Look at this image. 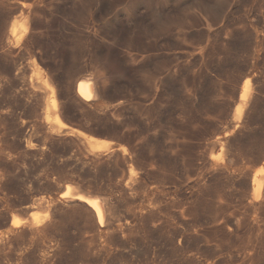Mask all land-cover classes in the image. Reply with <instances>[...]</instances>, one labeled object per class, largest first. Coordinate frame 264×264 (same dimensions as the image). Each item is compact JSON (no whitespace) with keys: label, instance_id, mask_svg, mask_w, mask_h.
Here are the masks:
<instances>
[{"label":"rangeland","instance_id":"rangeland-1","mask_svg":"<svg viewBox=\"0 0 264 264\" xmlns=\"http://www.w3.org/2000/svg\"><path fill=\"white\" fill-rule=\"evenodd\" d=\"M260 166L264 0H0V264H264Z\"/></svg>","mask_w":264,"mask_h":264},{"label":"bare ground","instance_id":"bare-ground-1","mask_svg":"<svg viewBox=\"0 0 264 264\" xmlns=\"http://www.w3.org/2000/svg\"><path fill=\"white\" fill-rule=\"evenodd\" d=\"M90 76V75H89ZM88 77V76H87ZM95 78V77H94ZM97 79V78H95ZM93 79L91 78H84L81 79L78 84H77V92L78 94L85 100H92L94 99L95 97H97L96 95H99L96 94V90H95V87L97 88V86H95L96 82H93L92 81ZM250 81L246 80L243 87H242V90H241V93H240V102L238 103L237 107H236V113L238 115H240L242 113V110H243V105H244V102L247 100L249 94H250V84H249ZM98 91V90H97ZM76 130V129H75ZM79 131V130H78ZM80 132V131H79ZM88 143L91 147H94L96 148L97 151H100V150H105V149H110L111 148V141L107 140V139H100V138H97V137H93V136H90L88 137ZM260 174H264V166H260L256 169V172L254 173V177L252 179V183L254 185V189H258L260 190L261 187H262V178L259 177ZM71 187V186H70ZM72 188V187H71ZM67 189V188H66ZM73 190V189H72ZM70 190L69 188L67 189V191L65 193H63V196L62 197H67V199L71 198V197H78L80 198L81 200H85L87 201L90 205H92V207L95 209V212H96V216H97V219L99 221L100 224H103L106 220V217H107V212H108V209L110 208H107L108 205H106L105 201L102 200L99 195H94L92 196H89V195H85L82 194L83 192L81 193H77L76 195L73 193V191ZM75 191V190H74ZM78 192V191H76ZM256 192V191H255ZM257 193V192H256ZM61 197V198H62ZM69 197V198H68ZM75 197V198H76ZM259 197V196H258ZM72 198V199H73ZM77 198V199H78ZM103 198V197H102ZM105 198V197H104ZM66 199V200H67ZM108 200V199H107ZM111 207V206H110ZM111 214V211H109ZM47 214V213H46ZM49 214V213H48ZM47 216V215H46ZM35 217V216H34ZM38 218V217H36ZM22 219H15L13 222H12V225L15 227V226H19L22 224ZM36 222V220H35ZM11 225V226H12Z\"/></svg>","mask_w":264,"mask_h":264},{"label":"water","instance_id":"water-1","mask_svg":"<svg viewBox=\"0 0 264 264\" xmlns=\"http://www.w3.org/2000/svg\"><path fill=\"white\" fill-rule=\"evenodd\" d=\"M63 193H65V191H64V190H61L58 194H56V195L54 196L55 199L61 198L62 195H63ZM101 199L105 201L106 205H108V201H107L106 199H104V198H101Z\"/></svg>","mask_w":264,"mask_h":264}]
</instances>
